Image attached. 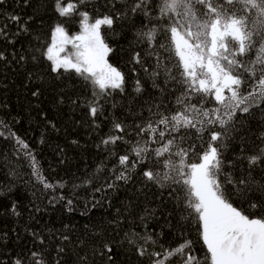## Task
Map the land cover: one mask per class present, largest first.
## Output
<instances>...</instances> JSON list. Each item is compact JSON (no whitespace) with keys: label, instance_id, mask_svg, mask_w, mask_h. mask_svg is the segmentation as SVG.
I'll return each instance as SVG.
<instances>
[{"label":"trees","instance_id":"1","mask_svg":"<svg viewBox=\"0 0 264 264\" xmlns=\"http://www.w3.org/2000/svg\"><path fill=\"white\" fill-rule=\"evenodd\" d=\"M69 2L92 17L121 8L117 4L113 9L111 0H84L83 4L62 0V6ZM55 3L4 0L0 4V28L4 32L0 36V53L4 55L0 60V131L5 132L0 136V264H14L16 260L23 264H153L156 257L151 253L163 254L184 240L192 241L193 253L203 262L207 252L199 226L182 219L176 200L140 174L143 165L131 168L128 180H116V173L123 167L118 157L128 154L130 145L103 143L110 135L134 140L138 131H133L135 123L149 117L152 104L163 101L172 107L174 94H162L153 87L149 76L132 60L139 52L146 66H155L146 45L135 40L146 18L130 14L116 19L111 29L102 27L106 42L114 49L109 62L125 74V92H114L106 100L96 97L102 113L92 117V89L74 72H53L45 56L57 25L64 26L69 35L81 31L82 18L75 12L61 17ZM12 16L20 20L13 21ZM161 55L168 56L162 50ZM137 79L143 88L141 93L134 90ZM162 79L156 82L164 87ZM211 106H215L212 101L205 105ZM262 109L264 103L252 109V114L237 112L239 131L233 133L235 139L225 150V160H235L242 146L245 153H251L259 143L257 137L264 133ZM114 120L124 122L125 133L114 131ZM7 129L26 143L28 150L20 149ZM203 136L207 141L208 132ZM199 144L197 141V152L201 151ZM25 151L36 158L40 172L53 187L40 183ZM189 159L196 162L194 154L190 153ZM126 234L151 235L157 243L140 241L148 251L141 256ZM103 243L113 249L111 261L108 253L99 255ZM166 264H178L177 257Z\"/></svg>","mask_w":264,"mask_h":264},{"label":"snow or ice","instance_id":"2","mask_svg":"<svg viewBox=\"0 0 264 264\" xmlns=\"http://www.w3.org/2000/svg\"><path fill=\"white\" fill-rule=\"evenodd\" d=\"M117 4L121 8L112 14L92 17L87 11H77V4L62 6V0H56L61 17L75 12L82 18L81 31L69 35L64 26L57 25L45 56L53 72H74L92 89L94 99L89 103V113L96 117L102 113L96 97L106 100L114 92H125V74L109 62L114 49L106 42L102 27L111 29L116 19L130 14L146 18L135 40L146 45L147 55L156 63L146 66L139 52L132 60L149 76L153 87L162 94H174L172 107L163 101L152 104L149 117L135 123L133 131H138L134 140L110 135L103 143L130 145L128 154L118 157L123 167L115 179L126 181L131 168L143 165L140 174L176 200L182 219L199 226L207 252L202 262L193 253L192 241L184 240L163 254L151 253L156 257L153 264H166L173 256L178 264H264V133L257 137L259 143L251 153H245L242 146L235 160L224 158L226 148L235 139L233 133L239 131L237 112L252 114V109L264 103V0H111L113 9ZM10 19L20 20L18 16ZM161 50L168 56H162ZM245 56L249 58L243 59ZM160 77L164 87L156 82ZM134 90L143 91L139 79ZM210 101L215 106L205 107ZM113 129L125 133L124 122L114 120ZM206 131L207 141L203 136ZM3 135L5 132L0 131ZM7 135L16 139L20 149L28 150V145L10 129ZM197 141L199 152L195 151ZM190 153L196 162L190 161ZM25 155L40 183L53 187L31 152L25 151ZM12 210L16 211L15 206ZM126 238L141 256L148 254L143 244L157 243L151 235L126 234ZM112 252L110 244L103 243L99 255L108 253L111 261ZM14 264L23 262L16 260Z\"/></svg>","mask_w":264,"mask_h":264},{"label":"rangeland","instance_id":"3","mask_svg":"<svg viewBox=\"0 0 264 264\" xmlns=\"http://www.w3.org/2000/svg\"><path fill=\"white\" fill-rule=\"evenodd\" d=\"M67 48L69 51H71V45H68ZM61 55H64V53H61Z\"/></svg>","mask_w":264,"mask_h":264}]
</instances>
